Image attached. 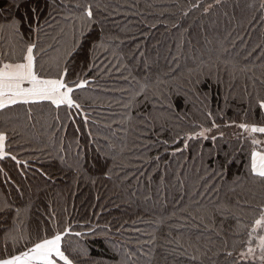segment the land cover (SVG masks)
Instances as JSON below:
<instances>
[{"label": "trees", "instance_id": "trees-1", "mask_svg": "<svg viewBox=\"0 0 264 264\" xmlns=\"http://www.w3.org/2000/svg\"><path fill=\"white\" fill-rule=\"evenodd\" d=\"M8 2L0 0V8H7ZM100 3L107 6L103 23L110 37L106 41L108 48L97 52L95 65L86 72L91 83L74 93L89 115V125L84 127L80 116L76 117V124L70 123L61 109L60 121L65 126L62 128L55 119L56 110L47 105L33 106L30 120L22 109L7 117L0 115V128H17L14 150L19 152L18 158L28 159L30 165L19 170L11 163L7 165L12 183L0 174V201L6 199L22 209L20 227L28 232L37 228L50 231L54 227L50 221L53 215L61 229L71 224L74 231H80V225L84 229L94 225L99 231H106L107 225L115 243H123L133 252L139 248L145 253H155L152 259L141 257L139 264H188L183 257L165 253L166 247H172L166 241L178 231H187L172 228V236L167 235L168 224L182 223L180 218L185 213L181 208L190 205L194 210L197 200L208 207H213V201L235 206L239 200L246 207L244 201L251 200L253 193L257 199L262 195L245 173L244 154L239 153L240 144L235 138L239 129L225 127L233 121L264 119L258 109L249 111V103H254L247 94L254 96L253 81L248 78L252 73H238L233 79L216 59L220 56L221 61L249 67L264 62V17L249 7L258 6L259 0H222L220 4L215 0H100ZM253 15L255 20L251 19ZM58 28L49 30L55 40H43L45 45H52L48 55L53 57L57 55L55 49L68 39L57 35ZM95 31H99V26ZM89 60L85 51H78L71 67L80 72L88 68ZM177 63L184 75L191 69L193 78L197 72L203 76L198 92L190 94L188 103L180 101L168 130L160 135V140L170 142L165 151L156 142L154 133L141 134L139 112L145 109L129 110L123 105L130 91L139 87L136 80H142L147 65L154 77L162 76ZM218 64L222 82H217ZM254 70L260 75L259 67ZM256 87H261L258 81ZM208 112L212 113L211 119ZM177 115L182 119H177ZM213 119L220 125L213 134L224 133L215 146L210 140L189 141L187 150L172 154L175 148L182 147L171 144L173 136L194 130V125L210 126ZM77 126L80 133L75 132ZM89 131L94 139L88 136ZM9 134L13 135L11 131ZM234 150L239 158L226 175L212 176L217 161ZM78 151L87 160L79 174L59 159L63 156L71 164ZM38 169L48 172L52 179L46 180ZM19 171L25 175L21 176ZM16 187L23 191L22 197ZM173 212L176 215L167 220ZM161 217L166 219L163 226L159 224ZM242 218L249 222L250 218L243 214ZM0 224L12 226L10 219ZM235 225L233 217L225 219L217 215L215 230L221 235L204 231L201 242L210 238L219 246L222 238H227L231 245L233 239H239L232 234ZM4 227H0V234ZM153 240L154 243H142ZM88 243L93 249L102 246L99 240Z\"/></svg>", "mask_w": 264, "mask_h": 264}, {"label": "snow or ice", "instance_id": "snow-or-ice-1", "mask_svg": "<svg viewBox=\"0 0 264 264\" xmlns=\"http://www.w3.org/2000/svg\"><path fill=\"white\" fill-rule=\"evenodd\" d=\"M215 3L220 4L222 0H215ZM106 7L101 5L100 0H9L7 8H0V115L7 117L9 113L22 109L30 120L33 106L47 105L56 110L55 119L62 128L65 126L60 121L61 109L65 111L70 123L76 124V117L80 116L83 126L89 125V115L74 93L91 83L86 77V72L91 71L95 65L97 52L108 48L106 41L110 37L106 35L103 23V19L106 18L104 15ZM249 7L264 17V0H259L258 6L251 4ZM251 19L255 20V15ZM57 26H59L57 35L68 39L55 49L57 55L53 57L48 55L52 45H45L43 40L44 38L55 40L56 37L52 36L49 30H55ZM97 26L98 32L95 31ZM81 50L90 57L89 66L76 72L72 69L71 62L74 54ZM216 59L223 63L224 70L233 79L238 73L245 75L252 73L248 78L253 81L254 96L252 93L247 94L252 96L254 103H249V111L258 109L264 116V62L249 67L221 61L220 56ZM146 67L147 71L142 80H136L139 87L130 91L129 98L123 106L129 110L145 109L139 112L141 134L147 136L154 133L157 137L156 142L167 151L169 140H160L159 137L168 130L173 119L172 114L180 101L188 103L190 94L198 92L197 86L202 83L203 73L197 72L193 78V70L190 69L187 75H184L179 71L180 66L177 63L174 67L170 66L162 76L157 74L153 77L150 74L151 66ZM255 67L261 70L258 76L255 74ZM217 68V82H222L219 64ZM257 81L260 88L256 87ZM207 116L211 119L212 113L208 112ZM176 118L182 119L178 115ZM233 126L239 129V132L235 133V138L240 144L239 153L244 154L245 173L253 186L261 191V197L257 199L253 193L251 200L244 201L246 207H242L239 200L235 206L213 201V207L203 205L197 200L195 201L197 207L194 210L190 205L181 208L185 213L180 218L182 223L168 224L170 231L167 235L172 236V228L187 231H178L175 237L166 241V244L172 245L165 248L166 255L183 257L188 264H264V119L252 122L245 120L239 123L233 121L225 125ZM193 128L194 130L173 136L171 144H182V147L173 150V155L187 150L189 141L210 140L215 146L218 138L222 139L224 136L223 132L213 134L214 130L220 128L214 119L210 126L199 124ZM10 131L13 135L9 134ZM75 132L80 133L81 128L77 126ZM15 134H17L15 127L10 130L6 127L0 128V174L9 184L12 181L9 171L6 170L8 164L11 163L17 170L21 167H30L29 160L18 158L19 152L14 150ZM88 136L93 138L91 131L88 132ZM61 151L64 149L61 148ZM238 158L236 150L225 153L223 160L217 161V167L212 170L211 175L224 177ZM59 159L62 164H67L78 174L84 171L87 163L86 157L79 151L71 164L67 163L63 156ZM156 159L158 161L159 156ZM37 171L46 180L52 179L48 172L39 169ZM19 174L25 175L23 171H19ZM214 190L218 192L219 188ZM16 192L21 197L24 195L19 187H16ZM21 213L20 207L14 206L6 199L0 201V214H4L0 215V221L10 219L12 222L11 227L0 224V227H4L3 233L0 234L3 236L0 264H139L141 257L148 256L152 259L155 255L145 253L139 248L133 252L123 243H115L110 235L111 228L107 225L106 231H99L94 225L87 229L80 225L82 229L80 231H74L71 224L61 229L56 223L55 215L50 217L54 224L50 231L46 228L43 230L37 228L33 232H28L20 227ZM242 214L250 218L248 223L244 222ZM175 215L173 212L167 220H171ZM217 215L225 219L231 216L236 220L232 234L239 239H233L231 245L227 238H222L219 246L210 238L201 242L204 231H216ZM165 223V217H161L159 224L163 226ZM195 233L199 234L195 235L193 240ZM216 235L220 236L221 233L216 231ZM96 240L101 241L102 246L93 249L88 241ZM142 243H154V240Z\"/></svg>", "mask_w": 264, "mask_h": 264}]
</instances>
